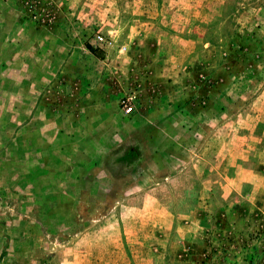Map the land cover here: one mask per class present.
Instances as JSON below:
<instances>
[{
	"label": "rangeland",
	"instance_id": "1",
	"mask_svg": "<svg viewBox=\"0 0 264 264\" xmlns=\"http://www.w3.org/2000/svg\"><path fill=\"white\" fill-rule=\"evenodd\" d=\"M0 264H264V0H0Z\"/></svg>",
	"mask_w": 264,
	"mask_h": 264
},
{
	"label": "built area",
	"instance_id": "2",
	"mask_svg": "<svg viewBox=\"0 0 264 264\" xmlns=\"http://www.w3.org/2000/svg\"><path fill=\"white\" fill-rule=\"evenodd\" d=\"M96 40H97V43H104L103 39H102L100 36L96 37ZM128 110H129V109H127L126 112H127Z\"/></svg>",
	"mask_w": 264,
	"mask_h": 264
}]
</instances>
